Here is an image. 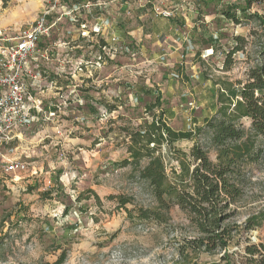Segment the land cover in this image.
Here are the masks:
<instances>
[{"label": "rangeland", "instance_id": "rangeland-1", "mask_svg": "<svg viewBox=\"0 0 264 264\" xmlns=\"http://www.w3.org/2000/svg\"><path fill=\"white\" fill-rule=\"evenodd\" d=\"M145 1L152 11L167 4L172 17L183 19L173 24L187 36L180 49L160 47L156 59L115 46L103 49L105 40L92 29L98 18L111 17L100 9L109 0H63L53 14L51 21L59 17L60 23L39 45L50 51L53 64L40 62L42 80L29 93L41 111L33 109L32 123L0 144V264H55L62 256L63 264H256L258 256L248 255L246 247L255 245L264 254V221L259 229L243 230L247 217L264 211V160L242 170L241 195L225 222L231 239L224 251L210 253L197 248L198 234L184 211L170 200L158 203L132 166L114 167L130 158L128 135L158 116V109L146 110L156 94L166 125L194 132L215 114L218 83H243L249 67L264 62L257 53L261 41L249 35L256 24L235 25L221 15L243 0ZM124 2L132 6L123 13L130 21L138 3ZM51 4L0 0V28H25ZM248 12L264 15V3ZM236 36L254 44L233 55L232 68L224 71ZM241 125L249 130L250 122ZM194 145L215 162L207 131L175 148L187 156ZM160 153L168 180L176 183L173 172L180 169L174 158L184 154L165 146ZM12 161L26 168L5 173ZM121 200L128 202L121 206ZM142 212L159 218H143Z\"/></svg>", "mask_w": 264, "mask_h": 264}, {"label": "trees", "instance_id": "trees-1", "mask_svg": "<svg viewBox=\"0 0 264 264\" xmlns=\"http://www.w3.org/2000/svg\"><path fill=\"white\" fill-rule=\"evenodd\" d=\"M263 3L264 0H243L242 6L231 4L221 11L222 17L235 25L241 20L256 24L258 29L251 30L249 35L251 39L261 41L257 51L261 56H264V15L248 10ZM233 42L234 47L223 62L224 71L232 68L233 55L244 53L248 45L254 44L239 36L234 37ZM218 84L215 114L205 119L203 127L194 132L175 131L168 127L162 118L161 97L156 94L153 102L146 105V110L158 109V116L128 135L130 158L114 164V167L132 166L139 178L148 184L158 203L165 204L170 200L184 211L198 234L194 241L197 248L208 253L218 249L224 251L231 239L225 222L229 218L227 211L241 195L242 170L246 165L264 160V62L258 61L249 67L243 83L220 81ZM106 108L108 112L115 110L114 107ZM243 119L249 120V130L241 125ZM203 131H207L208 140L216 152L215 162L198 145L190 150L187 162L186 154L177 150L175 144L191 141ZM163 146L174 154H184L183 158H174L180 169L178 174L173 172L176 183L168 180L165 159L160 153ZM95 198L98 200L97 196ZM120 202L124 206L128 201ZM151 215L159 218L154 212L141 213L143 218ZM263 221L264 211L251 215L245 220L243 230L259 229ZM246 252L258 256L254 261L256 264H264L263 249L251 245L246 247ZM64 260L62 256L55 264H63Z\"/></svg>", "mask_w": 264, "mask_h": 264}, {"label": "built area", "instance_id": "built-area-1", "mask_svg": "<svg viewBox=\"0 0 264 264\" xmlns=\"http://www.w3.org/2000/svg\"><path fill=\"white\" fill-rule=\"evenodd\" d=\"M60 0H52V5L41 16L25 28H0V144L8 143L15 132L32 123L33 107L31 89L40 82V76L33 68L40 60H47V51L39 50L42 39L49 37L52 25L48 16L55 11ZM138 6L144 0H137ZM157 17L171 18L172 11L153 7ZM26 168L19 161L7 163L5 173H17Z\"/></svg>", "mask_w": 264, "mask_h": 264}, {"label": "crops", "instance_id": "crops-1", "mask_svg": "<svg viewBox=\"0 0 264 264\" xmlns=\"http://www.w3.org/2000/svg\"><path fill=\"white\" fill-rule=\"evenodd\" d=\"M144 2L145 3L143 7H139V6L135 7L136 8L135 10H137L136 11L137 13L134 15V12H133L134 16L132 17L131 20L129 19L130 21H126L123 18L124 16L123 13H126L125 10L127 8H131L132 6L128 5V3L124 2V0H109V2L107 3L97 2L98 4L101 3L102 5L100 9L103 10L105 14L111 16L110 18H108L107 16L102 15L104 16V18H98L95 23V26L92 29V32L94 34L100 35V37L103 38V40H105V43L102 41L103 49L104 48L109 49L115 46L113 48V50L115 51L127 53L129 51L135 50V51H138L139 54L143 57V58L141 57L142 59H146L148 56L154 57V59H156L160 57L157 55V52L160 47H165L169 45L170 47L174 48L175 51L181 48L180 43L185 42L187 39V36L182 35V33H179L176 30L177 25L173 26V24L174 23L176 24L177 21L183 22V19H181L180 17H177L179 15H177L176 18L174 16L168 19L157 17L154 15L151 8L149 9L146 6V4L149 1L144 0ZM62 3H63V0H60L55 11H53L48 16V23L53 26L51 29L50 35L53 33L55 25L60 23L59 17H56L54 21H51V20L53 18L52 17L53 14L57 12L58 7H62V5H60ZM90 5L91 4L88 2L86 4V8L90 7ZM166 6L167 4L163 3L162 7L166 8ZM49 7L44 8L43 11H45ZM76 7H74V9H76ZM173 7H175V3ZM175 9H179V8L175 7ZM186 16H187L186 14H181L182 18L186 19ZM10 22L8 23L10 24ZM116 24L118 26H114ZM81 27L83 28V25H81ZM3 28H6V27H3ZM174 36H175V41L173 38ZM48 38L49 37H47L46 39ZM172 42L174 43L172 44ZM160 45H163V46H160ZM116 47H117V50H116ZM40 51L41 52L47 51V53L50 52L46 48ZM40 62L42 63V65L45 64V66H49L53 64V60L49 58V54H48L47 60H40L38 64L33 68V70L37 73H38L39 65H41ZM41 80H42V77L40 76V81Z\"/></svg>", "mask_w": 264, "mask_h": 264}]
</instances>
